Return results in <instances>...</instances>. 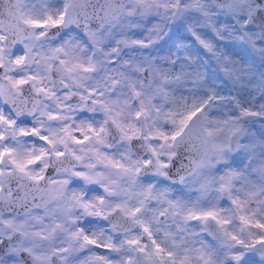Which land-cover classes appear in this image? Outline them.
<instances>
[{"label": "snow or ice", "instance_id": "snow-or-ice-1", "mask_svg": "<svg viewBox=\"0 0 264 264\" xmlns=\"http://www.w3.org/2000/svg\"><path fill=\"white\" fill-rule=\"evenodd\" d=\"M0 264H264V0H0Z\"/></svg>", "mask_w": 264, "mask_h": 264}]
</instances>
